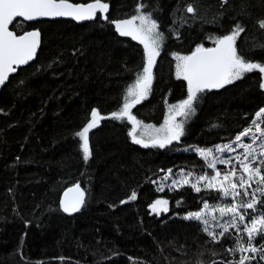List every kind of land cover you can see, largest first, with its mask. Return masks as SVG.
<instances>
[{"label": "trees", "instance_id": "16d2710c", "mask_svg": "<svg viewBox=\"0 0 264 264\" xmlns=\"http://www.w3.org/2000/svg\"><path fill=\"white\" fill-rule=\"evenodd\" d=\"M102 2L108 4L107 19L98 13L91 23L18 20L12 26L18 35L39 31L42 42L36 61L19 69L0 92V264H237L242 254L229 249L242 239L246 244L247 235L230 229L215 242L200 221L184 218L205 203L216 207L219 194L189 185L161 192L154 181L169 170H204L203 159L186 147L211 148L249 127L264 108V74L253 71L221 89L202 91L194 113L176 118L184 130L179 142L143 147L133 142L127 119L111 118L146 64L144 46L120 35L115 22L130 19L143 4L163 33L151 92L132 109L142 124L161 128L169 107L187 98V81L175 75L176 55L215 47L240 26L238 52L264 64V0ZM93 110L108 118L90 130L92 155L85 161L76 133ZM76 184L86 201L79 213L67 216L60 199ZM133 191L137 198L130 200ZM160 198L169 210L158 216L150 206ZM260 201L264 211V197ZM251 243L264 247V235ZM243 255L254 257L250 264H264V252Z\"/></svg>", "mask_w": 264, "mask_h": 264}, {"label": "snow or ice", "instance_id": "6c2138e0", "mask_svg": "<svg viewBox=\"0 0 264 264\" xmlns=\"http://www.w3.org/2000/svg\"><path fill=\"white\" fill-rule=\"evenodd\" d=\"M227 2V0H225ZM144 5L137 7V14L130 19H125L115 22L116 29L122 36H131L132 39L138 40L143 46L146 54V64L141 73L137 75L135 83L127 89V95L123 98V106L119 111L113 112L111 118L117 120L127 119L133 127L130 135L134 143L141 144L143 147H159L165 148L172 144L173 141L179 142L181 136L184 134L183 124L177 122V117L187 118L194 113V103L197 101L198 94L205 89L222 88L227 84L233 83L235 80L242 79L246 73L258 71L264 74V64L253 63L242 56L236 47V40L243 28L237 26L236 29L229 35L223 36L215 41L216 47L205 48L203 46L197 47L196 50L188 56L176 55L177 61L175 65V75L177 79L187 81V98L180 101L178 104L169 107L168 118L164 122V126L159 129H154L152 126H144V135L148 137L145 140L143 137L137 136V129L141 127L139 121L132 113V109L147 99L151 92L152 82L154 79L153 68L155 66L156 58L160 54V47L163 41V33L158 29L159 26L155 20L151 18L150 14L143 12ZM108 11V4L102 0H94L92 3L74 4L69 0H0V85L8 79L10 73L16 71L20 65L27 64L35 57L37 48L40 44L39 31H28L21 35H17L14 31L9 30V25L17 17H22L24 20L33 21L39 18H54V17H72L78 21L95 19L97 13L105 14ZM188 12H194L193 7L187 8ZM107 19V16H103ZM139 21V23H137ZM260 27L264 28V21L260 22ZM260 87L264 88V83ZM108 117L102 116L99 111L93 110L90 114V120L77 132L76 135L82 141L81 147L83 152V159L88 161L92 155L89 144V132L97 126L100 120ZM255 128V133L260 137H264V108H261L255 114V119L252 121ZM155 133V134H151ZM253 133L252 128L245 130L242 135L236 137L237 142L242 141L243 136L252 134L253 140L257 136ZM231 146H229L230 148ZM240 147L245 149V158L241 159L237 156L240 168L244 175H237V170L233 167L231 171L221 176L219 171L214 175L209 176L203 174L197 176L192 182V174H181L179 179H173L169 185L172 189L179 186L190 185L195 191H201L200 185L207 190H215L221 192L225 197L231 196L233 200L240 196L251 195L252 199L247 201H240L228 207L221 208L219 211L222 214H230L232 219L220 225L221 231L216 233L208 230V221L204 219V213L195 212L189 218L202 221L204 230L215 242H219L225 233H229L232 228H239V224L246 219L241 209L252 210L257 212V205L261 201L256 194L264 197V172L261 167H254L255 158L249 160L252 156L251 145L240 143ZM223 152L224 148H219ZM198 155L208 161V168L215 170L217 163L232 165L231 160H218L213 157L211 149L205 150L196 148ZM260 155L264 156V143L261 144ZM212 159L209 160V158ZM259 164L264 166V160H260ZM172 176L171 170L161 179L167 181ZM255 181L257 187L252 189L249 193L248 189L252 188V182ZM154 183H156L154 181ZM243 189V192L240 191ZM163 191V185L158 188ZM84 191L77 184L74 188H70L64 193L63 211L66 213L78 212L84 203ZM137 198L136 192H132L129 196L130 200ZM126 202V201H125ZM168 201L164 199H157L151 204V211L159 214L160 212L168 211ZM209 205L204 204L207 209ZM215 219V216H213ZM244 229L247 234V243L241 242L229 251H238L242 255L237 264H245L251 262L253 256L243 255V253H257L264 252V247L258 249L251 241L256 235H264V211H260L258 215L251 218L249 224H244ZM264 259V255L260 256Z\"/></svg>", "mask_w": 264, "mask_h": 264}, {"label": "rangeland", "instance_id": "374dc122", "mask_svg": "<svg viewBox=\"0 0 264 264\" xmlns=\"http://www.w3.org/2000/svg\"><path fill=\"white\" fill-rule=\"evenodd\" d=\"M137 23H139V21H137ZM162 45H163V41H162V44H161V47H160V51H161ZM144 126H152V125L142 124L141 123V127L137 129V136L138 137H143L145 140H147L148 137L144 135ZM152 128L159 129L160 127L152 126ZM248 128H252L253 129V133H255V128H254L252 123L245 130H247ZM245 130H243L238 135H242V133ZM149 131L151 133V130H149ZM151 134H155V133H151ZM255 135L257 136V139H255V140H253L252 134H249L248 136H243L241 142H237L236 141V137L237 136H236L234 139H232V140H230L228 142L221 143V144L216 145V146L211 147V148H203V147H200V146H197V145L186 147L184 149V151H186V152H194L196 154H198L195 151L196 148H201V149H205V150L211 149L212 153H213V157L217 158L218 160H231L232 161V165L230 166V165H226V164H223V163H217L216 169L213 170V169L208 168V166H207L208 165V161L203 159V161H204V170L197 171V170H193V169H187V170L186 169H181V170H178L176 172H171L172 176L169 177V179L167 181L162 180L161 178L166 176L168 174V172H169L168 171L166 173V175L161 176L157 180V182H156L157 188H159L160 185H163V187H164L163 191L168 190V189L169 190H174L169 185L171 184V181L173 179H179L182 173L184 175H187L188 173H191L192 174V182L195 181V178L197 176H200V175H203V174H207L209 176H212V175L215 174L216 171H219L221 173V176H223L224 174H226L229 171H231L233 167L237 170V175L238 176L239 175H244L243 170L240 168V165H239L238 161L235 159L237 156H239L241 159L245 158V149L240 147V143L250 144L252 146L251 149H250V151H252V156L248 157V159L251 160L254 157L255 158V163L253 164V166L254 167H257V166L261 167L262 172H264V166L259 164L260 160H264V156L260 155V148H261V144L264 143V137H260L258 133H255ZM229 146H231V147L229 148ZM219 148H224L225 150L223 152H221V151L218 150ZM210 159H212V157H210L209 160ZM184 186H186V185H184ZM180 187H182V186H179V187H177L175 189H178ZM200 187H201V189L204 188L203 184H201ZM255 187H257V185H256L255 181H253L252 182V188L248 189L249 193H251L252 189L255 188ZM213 191H215V190H213ZM240 191L243 192V189H240ZM216 192L219 194V200H220L218 205L216 207H210L209 206L207 209H203V210L200 211V212L205 214L204 215V219H206L208 221L207 227H208L209 231H210L211 226H212V229H217V230L221 229L220 225H223V224L229 222L232 219L230 214H222L219 211V209H221V208L227 209L231 205H233L235 203H238V202H240L242 200L243 201H247V200L252 199L251 195H248V196H243L242 195L240 197H237L235 200H233V198L231 196L225 197L221 192H218V191H216ZM256 196H257V198L259 200L262 199V197H260L259 193H257ZM160 199H162V198H160ZM164 200H166V199H164ZM259 208L260 207L257 206V209H258L257 212H253L252 210L241 209V212L245 214L246 219H245V221L243 223L238 222L239 228L238 229L237 228H232L233 231L236 232L238 235H240V234L247 235L246 232H245V229H244V224H249L251 218L253 216L259 214V212H260ZM168 210H169V203H168ZM150 211H151V206H150ZM167 212H160L159 214H157V213H154V212L151 211L152 214H156L158 216H160L161 214H165ZM191 214L192 213L186 214L184 216V218L185 219H191V218H189ZM213 216H215V219H213ZM211 221H214L215 225L214 224L211 225ZM200 222L202 223V221H200ZM248 253H250V252H246V254H248Z\"/></svg>", "mask_w": 264, "mask_h": 264}, {"label": "water", "instance_id": "95a60500", "mask_svg": "<svg viewBox=\"0 0 264 264\" xmlns=\"http://www.w3.org/2000/svg\"><path fill=\"white\" fill-rule=\"evenodd\" d=\"M69 2H70V1H69ZM71 3H73V2H71ZM74 4H77V3H74ZM85 4H88V3H85ZM98 13H99V12H98ZM98 13H97V14H98ZM106 14H107V13L102 14V15L104 16V15H106ZM96 17H97V16H96ZM95 19H96V18H95ZM95 19L78 21V20H76V19H74V18H72V17H54V18H47V17H45V18H39V19H36V20H33V21H27V20H24L22 17H17V18L13 21V23H12L11 25H9V30L13 31V30H12V26H13L18 20H22L23 22H25V23H27V24H33V23H37V22H40V21H58V20H62V21H72V22H75V23H78V24H84V23H91V22H93ZM32 31H36V30H32ZM14 32H15V31H14ZM27 32H28V31H27ZM15 33H16V32H15ZM24 33H25V32H24ZM16 34H17V33H16ZM22 34H23V33H22ZM17 35H18V34H17ZM20 35H21V34H20ZM41 42H42V41H41V36H40V44H39V47L37 48V51H36L35 57H34L32 60H30L27 64H24V65H20V66H18V67L16 68V71L10 73L9 76H8V79L4 82V84H3V85H0V92H1V90L4 88V86L9 82L10 78H11L13 75H15L19 69H22V68H24V67H26V66H28V65H30V64H32L33 62L36 61V59H37V57H38V54H39V51H40ZM212 48H213V47H212ZM225 86H226V85H225ZM222 88H223V87H222ZM215 89H221V88H212L211 90H215ZM205 90H208V89H205ZM76 185H77V184H76ZM76 185L71 186V187L65 189V191L62 193V196H61V199H60V207H61V210H62V212H63L65 215H67V216H73V215H76L77 213H79V212L82 210V208L84 207V204H85V201H86V193H85L84 189L80 186V188L84 191V194H85V197H84V203H83V205L81 206L80 210H79L78 212H74V213H71V214L66 213V212L63 211V206H62V205H63V200H64V193L67 192L70 188H74Z\"/></svg>", "mask_w": 264, "mask_h": 264}, {"label": "bare ground", "instance_id": "6f19581e", "mask_svg": "<svg viewBox=\"0 0 264 264\" xmlns=\"http://www.w3.org/2000/svg\"><path fill=\"white\" fill-rule=\"evenodd\" d=\"M69 188V187H68Z\"/></svg>", "mask_w": 264, "mask_h": 264}]
</instances>
